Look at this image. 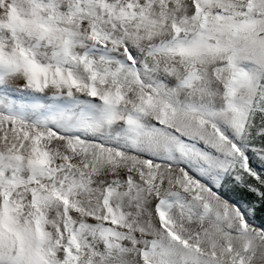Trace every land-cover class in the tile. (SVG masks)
Masks as SVG:
<instances>
[{"label": "snow or ice", "instance_id": "obj_1", "mask_svg": "<svg viewBox=\"0 0 264 264\" xmlns=\"http://www.w3.org/2000/svg\"><path fill=\"white\" fill-rule=\"evenodd\" d=\"M0 264H264V0H0Z\"/></svg>", "mask_w": 264, "mask_h": 264}]
</instances>
